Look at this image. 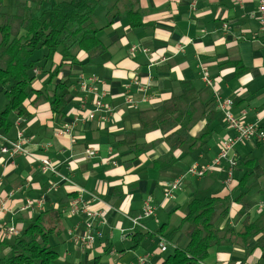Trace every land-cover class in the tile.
I'll return each instance as SVG.
<instances>
[{
	"label": "crops",
	"instance_id": "1",
	"mask_svg": "<svg viewBox=\"0 0 264 264\" xmlns=\"http://www.w3.org/2000/svg\"><path fill=\"white\" fill-rule=\"evenodd\" d=\"M140 3L146 12L144 23L147 27L132 29L126 18L118 19L102 35L109 45L107 53L90 62L81 52L79 67L59 73L57 80L69 76L72 81L64 122H56L50 103L34 106L32 97L25 102L28 116L18 119L9 134L0 133V200L6 204V213L0 222V239L6 227L17 225L23 229L19 218H33L40 212L26 209L27 200L37 201L44 197L43 210L62 211L66 245L76 247L67 234L72 238L73 235H86L90 221L82 212L68 214L72 197L76 196L83 205L103 215L102 221L96 222L92 230L94 235L100 233L101 236L96 237L92 250L77 246L81 252L94 251L97 256L111 252L120 257L121 251L123 255L138 254V260L144 259V264H163L168 248L165 252L158 248L160 227L168 224L173 229L186 216L188 208H182L186 204L189 206L194 196L224 197L229 194L224 184L226 162L203 178L187 175L194 164L210 165L223 141L235 135L219 109L218 119L213 124L215 137L207 150L202 149L191 158L176 151L177 162L172 166L157 168L154 164L168 153V145L161 143L140 155L127 168L121 159L120 142L126 134L136 130L141 142L149 144L161 140L160 131L139 132V112L170 99L180 82L207 86L205 76L212 82V86L207 87L212 89L216 100H234V113L239 115L244 110L246 122L264 130V31L261 30L259 2L140 0ZM133 48H136L135 52H132ZM60 63L58 54L54 57L52 70ZM92 75L97 78L94 91L82 90L80 78ZM48 79V74L39 71L34 88L42 90ZM137 82L146 90H142ZM95 98L101 100L105 109L96 113L93 120H85L95 110ZM6 105V97L0 93V110ZM67 123L77 125L70 135H58ZM205 125V121L198 123L191 134L196 136ZM19 134L27 154L15 157L3 154L4 139L16 141ZM260 143V147L255 146V141L238 145L232 156L240 162L250 150L261 148L264 151V141ZM88 148L98 151L94 158L85 157ZM43 158L54 163L56 174L40 170L39 160ZM260 159L264 162V155ZM237 162L234 172L239 168ZM181 176L186 179L176 191L178 195L174 197V193L172 199L164 200L166 185ZM52 184L57 187L48 193ZM66 198L71 200L61 203ZM148 198L156 206V215L135 225L133 219L142 213ZM240 208L239 205L232 206L231 218ZM160 213L169 221L162 224ZM136 228L148 233L142 241V246L145 241L150 244L145 252L139 250L140 247L132 249L135 244L131 235ZM115 242L119 244L113 248ZM125 243L132 245L125 247ZM167 244L174 250L184 246L185 240L178 236L173 244L166 243V247ZM89 259L97 261L99 258L94 255ZM199 264H264V251L258 248L247 256L245 250L237 246L214 247L208 259Z\"/></svg>",
	"mask_w": 264,
	"mask_h": 264
},
{
	"label": "trees",
	"instance_id": "2",
	"mask_svg": "<svg viewBox=\"0 0 264 264\" xmlns=\"http://www.w3.org/2000/svg\"><path fill=\"white\" fill-rule=\"evenodd\" d=\"M34 10L40 15H35ZM145 17L140 0H15L14 14L8 13L4 0H0V93L7 99V105L0 110V133L9 134L18 119L28 116L25 102L32 97L34 106L50 103L56 122H64L72 81L69 76L57 80L59 73L79 67L81 52L90 62L107 53L109 45L102 35L118 19L126 18L130 28L135 29L148 26ZM41 50L45 54L40 61H34L33 56ZM58 54L61 63L52 70ZM39 71L49 75L42 90L34 88ZM218 116L211 88L180 82L170 99L139 112V132L160 131L163 137L148 144L141 142L138 130L126 134L120 142L124 166L131 167L140 155L161 143L168 145V153L154 162L157 168L175 164L176 151L191 158L194 153L207 150L215 137L213 124ZM202 121L206 122L205 127L193 136V128ZM256 143V147L261 146ZM260 160L250 151L237 162L245 172L235 180L237 183L225 186L227 196L210 194L194 199L186 216L173 229L169 230L168 224L160 227L157 233L165 243L173 244L178 236L185 240V245L174 248L163 264H199L208 259L214 247L237 246L247 256L258 248L264 251V209H259L264 203V162ZM70 200L66 198L61 203ZM233 205L241 208L231 218ZM18 222L24 227L17 236L3 235L0 239V264H60L53 240L65 242L62 211L43 210L33 218H19ZM147 235L136 228L131 235L135 244L132 249L141 247Z\"/></svg>",
	"mask_w": 264,
	"mask_h": 264
},
{
	"label": "built area",
	"instance_id": "3",
	"mask_svg": "<svg viewBox=\"0 0 264 264\" xmlns=\"http://www.w3.org/2000/svg\"><path fill=\"white\" fill-rule=\"evenodd\" d=\"M259 2V10H260V24L261 30L264 31V0H258ZM136 48L132 49V52H135ZM97 81V78L92 75L88 77H81L79 85L82 90L84 91H94V85ZM204 82L207 86H212V82L207 76L204 77ZM137 85L141 86L142 90H146V87L143 86L140 82L136 83ZM133 103L132 101H129ZM95 110L90 112L85 120L91 121L95 118L96 113L101 112L105 109L104 104L101 102L99 98H95L93 101ZM218 109L224 114V118L228 123L231 130L235 132L234 136L227 137L220 147L218 155L214 158L213 162L207 166H199L198 164H194L191 168H189L187 175L196 178H203L208 172L212 171L214 168L221 166L223 162L228 163V167L226 169V180L225 185L226 187L231 186L233 183L234 178V166L236 165L237 159L232 156L233 149L241 144L246 142H262L264 141V130L260 128L257 124L248 123L246 122V112L242 110L239 115L234 113V103L231 99H226L224 101L217 100ZM77 123H67L64 125L63 129L58 132V135H70L75 128ZM22 135L19 134L16 141H11L8 139H4L3 145L1 147V152L3 154H8L10 157H15L18 155L27 154V152L22 147ZM97 150L94 148H88L84 154L85 157L88 159L94 158L97 155ZM40 162V170L44 173H51L56 174V167L54 163L47 159L43 158L39 160ZM186 179V176H181L177 178L174 182L169 183L166 185L164 189V200H170L173 198L174 193L180 189L182 186L183 181ZM57 184H52L51 187L48 189V192L53 191L56 189ZM44 198L40 200L33 201L27 200L26 202V209L30 210H43ZM259 209H264V203L259 205ZM70 210L72 215H77L80 212L85 213L89 220L87 222V234L84 236H75L77 243L84 250H92L94 247V243L96 237L101 236L100 233L94 235L92 233L93 227L95 226L96 222L102 221V214L99 212L93 211L87 205H83L80 199H74L70 202ZM6 213V204L3 200H0V222L3 221L4 214ZM156 215V206L153 205V200L148 198L144 203L143 211L140 215H138L133 222L135 225H139L143 219L151 218ZM21 229L16 226H9L6 227L4 231V235L8 238H13L20 233ZM159 248L162 252H165L167 247L166 243L161 240L159 243ZM143 264L144 259L140 260Z\"/></svg>",
	"mask_w": 264,
	"mask_h": 264
},
{
	"label": "rangeland",
	"instance_id": "4",
	"mask_svg": "<svg viewBox=\"0 0 264 264\" xmlns=\"http://www.w3.org/2000/svg\"><path fill=\"white\" fill-rule=\"evenodd\" d=\"M14 1L15 0H5V4L7 6L6 10H7V12H9L11 14L15 13ZM34 14L40 15V12L34 10ZM44 52H45V50H41V51L36 52L35 55L33 56V60L34 61H40L41 58L43 57V55L45 54ZM250 151H252L254 153V156L259 160L264 155V151L261 148H259V149L256 148V150L254 149V150H250ZM238 167L239 168H235V172H234V179L235 180L240 179L242 177L243 173L245 172V168L243 166L238 165ZM239 170H241V172ZM262 182H264L263 178H262ZM177 192H175L174 197L178 195ZM48 193H50V192H48ZM205 196H207V194H199L198 196H194L193 198H191V201L194 199H199V200L203 199ZM187 208H188V204L184 205L182 209L186 210ZM68 214L71 215V210L68 212ZM163 216L164 215L162 213L159 214V220L162 224L164 222L169 221L167 216H164V217ZM169 230H171V228ZM67 236H68V240H71L76 247L66 245L67 239L65 238V236H64L65 242H63L60 239H56L55 241L53 240V244L54 245L56 244L55 249L60 254V264H76L78 262H80V264H96V263L97 264H111V262L113 264H118V263L130 264L133 262L135 264H138V261H139L138 260V254L123 255L122 252L120 251L119 252L120 257H119V255H117V256L112 255L111 252L108 254L102 255V256H97L96 252H94V251H85V253H83L80 251L82 247L74 239V235H73V238L69 237L68 234H67ZM118 244L119 243L115 242L113 248L114 247L116 248ZM131 245H132L131 243L128 245L126 243L124 244L125 247L131 246ZM77 246H79L81 248H78ZM149 248H150L149 242L145 241L143 246L140 247L139 250H141L142 252H145V251L149 250ZM158 248H159V243H158ZM167 248H168V251L166 253H164L165 257L170 255L174 251L173 246L170 244L169 245L167 244ZM94 255L97 258H99L97 261L95 259H89L90 257L93 258Z\"/></svg>",
	"mask_w": 264,
	"mask_h": 264
}]
</instances>
